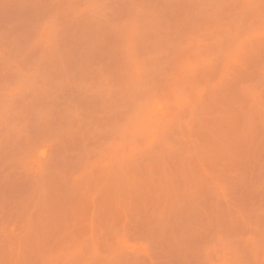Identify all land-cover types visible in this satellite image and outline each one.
Here are the masks:
<instances>
[{
  "label": "rangeland",
  "instance_id": "obj_1",
  "mask_svg": "<svg viewBox=\"0 0 264 264\" xmlns=\"http://www.w3.org/2000/svg\"><path fill=\"white\" fill-rule=\"evenodd\" d=\"M0 264H264V0H0Z\"/></svg>",
  "mask_w": 264,
  "mask_h": 264
}]
</instances>
